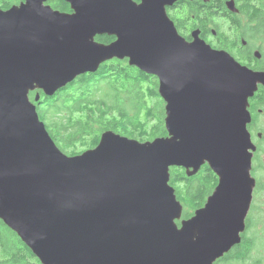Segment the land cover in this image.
Here are the masks:
<instances>
[{
	"label": "water",
	"instance_id": "95a60500",
	"mask_svg": "<svg viewBox=\"0 0 264 264\" xmlns=\"http://www.w3.org/2000/svg\"><path fill=\"white\" fill-rule=\"evenodd\" d=\"M46 1L0 8V219L41 264H213L246 229L257 149L248 106L264 71L198 30L187 41L166 13L177 0H64L72 12ZM113 58L157 77L166 134L105 129L94 147L64 153L29 93L53 95ZM205 163L216 185L182 218L169 169L193 175Z\"/></svg>",
	"mask_w": 264,
	"mask_h": 264
},
{
	"label": "trees",
	"instance_id": "16d2710c",
	"mask_svg": "<svg viewBox=\"0 0 264 264\" xmlns=\"http://www.w3.org/2000/svg\"><path fill=\"white\" fill-rule=\"evenodd\" d=\"M19 1L0 0V8H8ZM52 4L54 8L66 10L61 2L53 1ZM108 38L107 35L95 37L103 43L108 42ZM157 88L155 75L129 65L125 58H113L103 62L96 72L77 75L53 95H45L37 89L29 96L34 101L36 93H39V99L35 101L36 110L57 146L66 154H76L94 147L105 129L139 140L165 135L164 101ZM78 146L83 149L76 150ZM257 169L254 166L252 172ZM169 172V183L183 205L182 217L190 216L192 210L202 206L217 182V176L206 163L193 175H187L177 166L170 167ZM263 189V182L256 179L254 190L260 192ZM253 207L256 208L255 204ZM248 226L249 218L240 243L214 264H225L229 260L232 263L246 261L255 246L254 238L247 236ZM262 263L264 258L255 264ZM0 264H41L1 219Z\"/></svg>",
	"mask_w": 264,
	"mask_h": 264
},
{
	"label": "flooded vegetation",
	"instance_id": "af4514ba",
	"mask_svg": "<svg viewBox=\"0 0 264 264\" xmlns=\"http://www.w3.org/2000/svg\"><path fill=\"white\" fill-rule=\"evenodd\" d=\"M53 1L63 3L66 10L54 8ZM46 2L56 10L72 12L70 5L64 0ZM166 13L187 41H192V33L198 30V36L212 48L225 50L239 63L253 70L264 71V0H177L166 7ZM103 35L109 37L106 43L115 40V36ZM256 52H259V55H256ZM248 110L251 120L247 128L251 140L257 146L252 158L253 163L258 161V152L261 150V143H264L262 84H258L254 95L249 98Z\"/></svg>",
	"mask_w": 264,
	"mask_h": 264
},
{
	"label": "rangeland",
	"instance_id": "374dc122",
	"mask_svg": "<svg viewBox=\"0 0 264 264\" xmlns=\"http://www.w3.org/2000/svg\"><path fill=\"white\" fill-rule=\"evenodd\" d=\"M133 138L137 139V137ZM60 145L59 143V146ZM81 149H83L81 146L76 148V150ZM258 155V161H253L252 163L253 167L256 166L258 169L252 173L256 179H259L264 184V143H261V150L258 152ZM253 204H255L256 208L253 207ZM187 214V211H185L184 215L187 216ZM247 216V224L249 218L247 236L254 238L255 246L248 255L246 261L233 262L232 264H255L264 258V189L260 192L254 190L252 204ZM230 262H232V260L226 261L225 264H229Z\"/></svg>",
	"mask_w": 264,
	"mask_h": 264
},
{
	"label": "clouds",
	"instance_id": "9594fccd",
	"mask_svg": "<svg viewBox=\"0 0 264 264\" xmlns=\"http://www.w3.org/2000/svg\"><path fill=\"white\" fill-rule=\"evenodd\" d=\"M86 149V148H85ZM84 150V149H83ZM81 152V151H80ZM79 153V152H78ZM208 165V164H207ZM201 207V206H200ZM199 208V207H198Z\"/></svg>",
	"mask_w": 264,
	"mask_h": 264
},
{
	"label": "bare ground",
	"instance_id": "6f19581e",
	"mask_svg": "<svg viewBox=\"0 0 264 264\" xmlns=\"http://www.w3.org/2000/svg\"><path fill=\"white\" fill-rule=\"evenodd\" d=\"M252 169H253V165H252ZM252 169H251V171H252Z\"/></svg>",
	"mask_w": 264,
	"mask_h": 264
}]
</instances>
